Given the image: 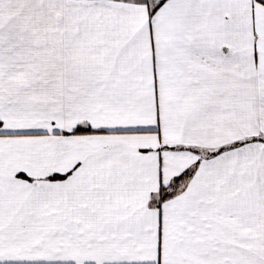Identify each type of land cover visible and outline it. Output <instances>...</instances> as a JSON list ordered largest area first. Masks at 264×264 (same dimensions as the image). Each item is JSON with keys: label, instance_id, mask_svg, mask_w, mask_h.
Listing matches in <instances>:
<instances>
[{"label": "snow or ice", "instance_id": "6c2138e0", "mask_svg": "<svg viewBox=\"0 0 264 264\" xmlns=\"http://www.w3.org/2000/svg\"><path fill=\"white\" fill-rule=\"evenodd\" d=\"M0 264H264V0H0Z\"/></svg>", "mask_w": 264, "mask_h": 264}]
</instances>
